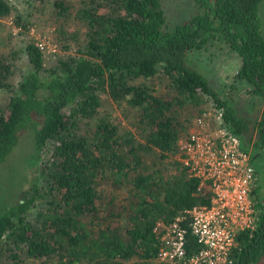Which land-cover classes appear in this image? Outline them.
<instances>
[{
    "label": "trees",
    "instance_id": "trees-1",
    "mask_svg": "<svg viewBox=\"0 0 264 264\" xmlns=\"http://www.w3.org/2000/svg\"><path fill=\"white\" fill-rule=\"evenodd\" d=\"M194 2L200 11L173 28L161 0L86 2L74 14L86 28L78 52L47 69L42 49L30 41L29 66L15 87L12 65L0 49V92L12 91L0 109V165L25 131L33 132L34 143L26 187L0 214V264H28L27 258L157 264L158 223L211 200L209 185L200 187L177 159L178 139L188 130L181 116L191 108L202 114L208 102L222 112L225 126L254 148L256 226L238 234L233 264H257L264 257V0ZM54 6L58 17H70L66 0ZM12 10L8 0H0V25ZM212 41L242 59L235 78L249 89L252 114L243 115L191 66L192 54ZM159 74L169 81L167 95L147 84ZM102 92L125 103L124 117L132 110L145 125L141 141L118 118L101 112ZM92 120L91 136L81 127ZM153 154L159 160L150 166ZM171 158L169 165H159ZM111 186L126 187L128 202L105 191ZM34 210L35 221L29 217ZM197 250L188 229L187 257Z\"/></svg>",
    "mask_w": 264,
    "mask_h": 264
},
{
    "label": "rangeland",
    "instance_id": "rangeland-1",
    "mask_svg": "<svg viewBox=\"0 0 264 264\" xmlns=\"http://www.w3.org/2000/svg\"><path fill=\"white\" fill-rule=\"evenodd\" d=\"M8 1L13 10L11 15L1 20L0 49L5 59L12 65L14 74L11 76L10 82L14 87L28 69L29 61L28 57H26V46L30 41H34L43 48L44 63L47 69L55 66L60 58L68 57L78 52V49L83 44L82 40L85 37L86 28L74 14L78 9L84 7L86 2L91 4V0H66L68 5L71 6L70 17L67 20L55 14L54 5L57 0H43L42 2L35 0ZM161 2L167 16V25L170 28H173L178 23L187 21L200 11L194 0H161ZM261 11L264 19V6ZM16 19H19V22ZM76 37H78V40L75 39ZM241 62L237 52L218 41H212L204 49L196 50L190 59L191 66L201 71L221 96L233 101L243 115H250L253 112V98L248 93V87L243 83H239L235 78ZM146 81L156 94H169V81L163 75L159 74ZM11 94L12 91L10 90H2L0 92V109H5ZM101 99V112L118 118V121H121L125 128L131 129L141 141V133L144 131L145 125L136 122L137 118L133 111L128 110L129 117L126 118L123 114V110L126 108L125 103L118 104L114 102L104 92L101 93ZM211 106L210 102L206 105L203 104V112ZM194 110L196 108H191L184 116H181L183 124H186L188 129L189 125L197 117ZM94 128L95 123L93 120L83 123L81 127L84 132H89L91 136ZM251 143L249 148H252L253 151L254 148ZM32 154H34L33 132L25 131L22 133L19 143L13 152L0 165V214L17 199L19 193L26 187L24 185L26 177L30 176V168L32 169L29 163ZM158 160L159 158L153 154L152 161L149 160V165L151 166L152 163L158 162ZM170 160L172 158L169 160L163 159L159 165L167 166ZM261 181L264 182L263 174L260 176ZM105 191L114 192L121 203L128 202L129 192L126 187L116 189L111 186L106 187ZM36 209L40 210L41 206L38 205ZM35 210L31 212L30 219L34 220L36 216ZM27 263L54 264L28 258ZM257 264H264V257Z\"/></svg>",
    "mask_w": 264,
    "mask_h": 264
},
{
    "label": "built area",
    "instance_id": "built-area-1",
    "mask_svg": "<svg viewBox=\"0 0 264 264\" xmlns=\"http://www.w3.org/2000/svg\"><path fill=\"white\" fill-rule=\"evenodd\" d=\"M177 144V159L200 180V187L209 185L211 200L193 206L168 224L158 223L156 262L233 264L232 250L238 234L256 226L252 148L225 126L222 112L215 106L198 115ZM188 229L198 243L197 252L189 258Z\"/></svg>",
    "mask_w": 264,
    "mask_h": 264
},
{
    "label": "crops",
    "instance_id": "crops-1",
    "mask_svg": "<svg viewBox=\"0 0 264 264\" xmlns=\"http://www.w3.org/2000/svg\"><path fill=\"white\" fill-rule=\"evenodd\" d=\"M239 56V55H238ZM240 57V56H239ZM241 61H242V59H241ZM241 64H242V62L240 63V65H239V69H240V67H241Z\"/></svg>",
    "mask_w": 264,
    "mask_h": 264
}]
</instances>
